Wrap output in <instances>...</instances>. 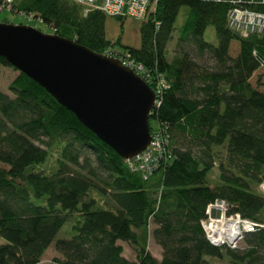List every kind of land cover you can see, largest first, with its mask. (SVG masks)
<instances>
[{"label": "trees", "instance_id": "1", "mask_svg": "<svg viewBox=\"0 0 264 264\" xmlns=\"http://www.w3.org/2000/svg\"><path fill=\"white\" fill-rule=\"evenodd\" d=\"M228 7L158 0L154 16L136 22L139 45L118 51L120 36L107 38V16L99 10L85 11L72 0H12L11 12L31 15L54 34L99 54L112 48L109 55L128 56L143 67L152 89L162 79L166 86L149 119L167 144L166 157L144 176L18 71L7 87L11 95L0 89V264H41L52 243L60 264H264V194L258 190L264 178V38L229 28ZM116 19L122 26L125 19ZM208 25L216 44L203 37ZM175 33L177 45H189L200 58L207 54L212 64L185 50L169 58ZM0 66L16 70L2 56ZM49 159L45 171L41 165ZM216 200L228 204V214L257 224L243 236L245 249L207 240L201 221ZM68 220L71 237L57 239ZM150 235L160 260L148 250Z\"/></svg>", "mask_w": 264, "mask_h": 264}, {"label": "water", "instance_id": "2", "mask_svg": "<svg viewBox=\"0 0 264 264\" xmlns=\"http://www.w3.org/2000/svg\"><path fill=\"white\" fill-rule=\"evenodd\" d=\"M0 56L119 156L131 159L149 144L155 93L119 59L58 34L6 23H0ZM219 216L220 211L211 210V218Z\"/></svg>", "mask_w": 264, "mask_h": 264}, {"label": "built area", "instance_id": "3", "mask_svg": "<svg viewBox=\"0 0 264 264\" xmlns=\"http://www.w3.org/2000/svg\"><path fill=\"white\" fill-rule=\"evenodd\" d=\"M85 11L96 9L105 16L112 18L132 19L140 23L154 16L158 0H72ZM206 1V0H201ZM228 4L226 21L229 28L242 36L257 35L264 38V0H211ZM12 0H0V10L9 9ZM31 16V15H30ZM125 66L131 68L138 76L148 80L149 76L139 64H135L128 56L119 59ZM162 79L156 78L154 93L155 106L159 105L158 95L165 88ZM153 107V108H154ZM153 110V109H152ZM146 148L128 159L130 166L144 176L149 175L161 157H166L167 140L161 129L156 126ZM258 190L264 194V178L258 185ZM220 211L218 218H211V210ZM229 206L222 200H216L207 205L206 218L201 221L207 240L214 246L237 248L247 232H253L257 224L237 214H228Z\"/></svg>", "mask_w": 264, "mask_h": 264}, {"label": "rangeland", "instance_id": "4", "mask_svg": "<svg viewBox=\"0 0 264 264\" xmlns=\"http://www.w3.org/2000/svg\"><path fill=\"white\" fill-rule=\"evenodd\" d=\"M184 11V8L181 10ZM0 23H6V24H12V25H25V26H31L37 30H39L42 33L46 34H52L53 29L48 26L47 24L41 22L38 19L33 18L30 15H25L22 13H15L11 12L9 9H2L0 10ZM105 31L106 36L109 40L114 42L118 36H120V44H116L114 46V49L118 51H122L123 46H132L137 47L139 45V34L137 29V23L133 21L132 19H125L123 22V25L120 26V22L116 18L112 17H106V25H105ZM177 34L175 33L173 38L170 40L169 44H167V49L169 51V58L172 57L174 54L178 53L180 50H185L190 53V55L199 63L201 64H212V60L209 59V56L206 54L203 58H200L196 52L190 49L189 45L181 44L177 45ZM204 39L212 44L217 43L215 30L212 25H208L204 31L203 34ZM112 48H109L107 51V55L113 53ZM18 74V70L13 69L11 67L6 66H0V89L9 95H11L7 89L8 84L10 81ZM256 77L253 78V81H255ZM148 125L150 129V135L152 134L153 130L157 128V122L155 120L149 119ZM52 161L49 159L47 162H45L43 165H41V168L45 171H49L51 169ZM218 175V168L217 163L213 167V169L210 172V179L212 181H216ZM71 223L72 220H68L63 225L62 229L57 234V239H68L71 237ZM5 243V240L3 238H0V244ZM124 247V254L127 257L132 256L131 250L127 247V245L123 242H121ZM239 250H243L246 248V245L244 241L242 240L239 242L238 247ZM148 250L151 253L152 256H154L156 259L160 260L161 258V249L160 247L155 243L153 238L149 237L148 241ZM62 254L59 253L54 246V243L50 245V247L47 248L45 251L43 257L41 258V264H60L58 262H54L55 259L61 260ZM210 264H228L226 260H216V259H208Z\"/></svg>", "mask_w": 264, "mask_h": 264}, {"label": "crops", "instance_id": "5", "mask_svg": "<svg viewBox=\"0 0 264 264\" xmlns=\"http://www.w3.org/2000/svg\"><path fill=\"white\" fill-rule=\"evenodd\" d=\"M123 253H124V251H123ZM130 258H133V254H132V256Z\"/></svg>", "mask_w": 264, "mask_h": 264}]
</instances>
